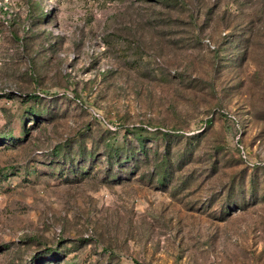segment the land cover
<instances>
[{
	"label": "rangeland",
	"instance_id": "374dc122",
	"mask_svg": "<svg viewBox=\"0 0 264 264\" xmlns=\"http://www.w3.org/2000/svg\"><path fill=\"white\" fill-rule=\"evenodd\" d=\"M0 264H264V0H0Z\"/></svg>",
	"mask_w": 264,
	"mask_h": 264
},
{
	"label": "trees",
	"instance_id": "16d2710c",
	"mask_svg": "<svg viewBox=\"0 0 264 264\" xmlns=\"http://www.w3.org/2000/svg\"><path fill=\"white\" fill-rule=\"evenodd\" d=\"M30 99H34V100L36 99L37 100V97L31 96ZM132 132L135 135V137L137 138V140L139 141L140 146L141 147L144 146V142L146 140L145 139V137H146L145 135L148 134L147 130L141 129V128H135L134 130H132ZM122 150L124 152L125 148H122ZM83 154H84V156L87 155L86 151H83ZM145 155H147V153H145ZM91 158H92V156H91ZM130 158H131V156H127L123 163H127L130 160ZM121 162H122V160L120 158L119 163H121ZM159 169L162 172V167H160Z\"/></svg>",
	"mask_w": 264,
	"mask_h": 264
}]
</instances>
